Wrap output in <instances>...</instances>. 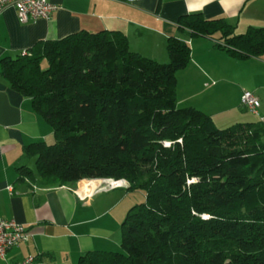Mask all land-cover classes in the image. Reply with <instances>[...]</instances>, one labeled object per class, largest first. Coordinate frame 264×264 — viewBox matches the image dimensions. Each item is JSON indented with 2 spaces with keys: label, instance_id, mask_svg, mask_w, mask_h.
I'll use <instances>...</instances> for the list:
<instances>
[{
  "label": "trees",
  "instance_id": "obj_1",
  "mask_svg": "<svg viewBox=\"0 0 264 264\" xmlns=\"http://www.w3.org/2000/svg\"><path fill=\"white\" fill-rule=\"evenodd\" d=\"M178 25L192 34L219 32L231 55L264 54V26L235 34L198 13ZM166 49L162 63L130 50L119 30L80 29L2 58L0 73L54 137L25 153L47 183L95 172L144 191L122 223L123 251H90L77 264H264V124L221 128L208 113L179 107L176 73L190 48L170 37Z\"/></svg>",
  "mask_w": 264,
  "mask_h": 264
},
{
  "label": "crops",
  "instance_id": "obj_2",
  "mask_svg": "<svg viewBox=\"0 0 264 264\" xmlns=\"http://www.w3.org/2000/svg\"><path fill=\"white\" fill-rule=\"evenodd\" d=\"M52 1L57 8L48 18L20 22L14 8L0 12V62L38 42L80 29L119 30L130 50L168 62L167 40L175 37L190 48L189 62L176 73V96L182 81L181 106L208 113L221 128L252 123L255 118L264 124V54L231 55L219 32L192 34L178 25L180 17L198 13L204 20L221 19L235 34H243L264 26V0ZM244 90L258 99L255 111L241 105ZM51 135V127L33 111L29 99L14 91L0 73V216L22 224L28 232L26 240L6 251L0 264L28 255H38V264H77L87 252L121 248L126 198L131 192L119 183L96 190L87 181L75 185L44 181L36 172L35 157L25 151Z\"/></svg>",
  "mask_w": 264,
  "mask_h": 264
},
{
  "label": "built area",
  "instance_id": "obj_3",
  "mask_svg": "<svg viewBox=\"0 0 264 264\" xmlns=\"http://www.w3.org/2000/svg\"><path fill=\"white\" fill-rule=\"evenodd\" d=\"M130 2L133 0H123ZM12 7L16 11V15L20 22H26L29 19H35L39 17L48 18L53 10L57 8V4L52 0H0V12L5 8ZM28 49L22 50L21 54L26 55ZM241 105L255 111L259 105V101L250 91L244 90L241 95ZM120 184V182L105 183L102 186H109L111 188L113 184ZM106 190V189H104ZM28 238V232L25 227L12 220L0 216V258L4 259L6 251L19 241L26 240ZM12 264H34V257L28 255L24 259L14 262Z\"/></svg>",
  "mask_w": 264,
  "mask_h": 264
},
{
  "label": "rangeland",
  "instance_id": "obj_4",
  "mask_svg": "<svg viewBox=\"0 0 264 264\" xmlns=\"http://www.w3.org/2000/svg\"><path fill=\"white\" fill-rule=\"evenodd\" d=\"M162 63H164V62H162ZM42 66H46V62L45 61L42 63ZM181 84H182V81L179 82V94H178V96H176V103L180 104V105H178L179 107H184V106H181L182 105L181 102H182V99H183ZM176 85H177V78H176ZM176 89H177V87H176ZM252 123H256L257 124V123H260V121L257 118H255V119L252 120ZM176 141L181 144L182 139L178 138ZM261 141L264 142V136H262ZM46 142L47 143H53L54 142V139H53L52 135L49 137V139L46 140ZM172 142L173 141L163 140L161 143L163 144V146L169 147L170 145H172ZM101 162H103V161H99L98 164H100ZM83 181H85V182L87 181V182H90V183L96 182V184H94V186H96V190L97 189H102V186L105 185V183L103 181H107L110 184L113 183V182H120V185L125 186L126 188H128L129 185L131 184L129 179H127V178L116 179L113 176L102 175V174H98V173H95V172L89 173V174H83V175L79 176L78 179H76L75 181H69L67 184L75 185V184L83 182ZM191 182L196 183L197 182V178L196 177L188 178L187 179V184H190ZM103 188L108 190L109 186H105ZM104 189H102V190H104ZM128 191H130V190H128ZM130 192L131 193H128L127 194V198H126L127 209H129V207H131V206H133V205H135L137 203L143 202L144 198H145V194H144L143 190H133V191H130ZM207 215L208 214L202 213L201 217L204 218ZM117 251H123V250H122V248H119Z\"/></svg>",
  "mask_w": 264,
  "mask_h": 264
},
{
  "label": "bare ground",
  "instance_id": "obj_5",
  "mask_svg": "<svg viewBox=\"0 0 264 264\" xmlns=\"http://www.w3.org/2000/svg\"><path fill=\"white\" fill-rule=\"evenodd\" d=\"M108 181H109V180H108ZM92 183H93V185L96 184V182H92ZM90 184H91V183H90ZM91 188H92V187H91ZM87 190H88V189H87ZM87 190H86V191H87Z\"/></svg>",
  "mask_w": 264,
  "mask_h": 264
},
{
  "label": "water",
  "instance_id": "obj_6",
  "mask_svg": "<svg viewBox=\"0 0 264 264\" xmlns=\"http://www.w3.org/2000/svg\"><path fill=\"white\" fill-rule=\"evenodd\" d=\"M114 185V184H113ZM116 185V184H115Z\"/></svg>",
  "mask_w": 264,
  "mask_h": 264
}]
</instances>
